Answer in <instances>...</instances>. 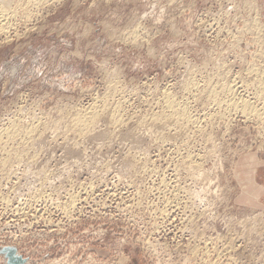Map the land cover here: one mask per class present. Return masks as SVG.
<instances>
[{
    "label": "rangeland",
    "instance_id": "374dc122",
    "mask_svg": "<svg viewBox=\"0 0 264 264\" xmlns=\"http://www.w3.org/2000/svg\"><path fill=\"white\" fill-rule=\"evenodd\" d=\"M9 2L0 264H264V0Z\"/></svg>",
    "mask_w": 264,
    "mask_h": 264
},
{
    "label": "bare ground",
    "instance_id": "6f19581e",
    "mask_svg": "<svg viewBox=\"0 0 264 264\" xmlns=\"http://www.w3.org/2000/svg\"><path fill=\"white\" fill-rule=\"evenodd\" d=\"M10 0H1V2H0V26L2 27V29L5 27V25H7V16L9 15V13L10 12H13V11H11L10 10V6H9V2ZM39 1V0H38ZM29 2V1H28ZM36 2V1H35ZM36 5V4H35ZM9 6V7H8ZM25 8V7H24ZM14 9V8H13ZM24 15H26V14H24ZM29 16V15H28ZM1 32V31H0ZM4 32V31H3ZM253 71H256V70H253ZM256 73H258V72H256ZM257 76H258V74H256ZM255 75V76H256ZM260 76H259V78H258V80H259V86H258V84H257V87H259V89H260V93H258V95L260 94V95H262V96H264V72L261 74H259ZM229 77V76H228ZM227 81V80H226ZM235 82V81H234ZM224 83V84H223ZM222 83V85L223 86H221L222 87V90L225 92L226 90L230 93L231 91L233 92V93H231L232 95L234 94L235 95V92L236 91H233V89H232V87H234V85H230L229 84V82H227V83H225V82H223ZM240 83V82H239ZM210 84V83H209ZM221 84V83H220ZM234 84H236V83H234ZM245 84V83H244ZM245 85H247V83L245 84ZM210 86V85H209ZM240 86V85H239ZM218 87V86H217ZM242 87V86H241ZM248 87V86H247ZM256 87V86H255ZM249 88V87H248ZM240 89V88H239ZM258 89V88H257ZM237 90V89H236ZM241 90V89H240ZM207 91V90H206ZM210 91V90H209ZM226 91V92H227ZM256 91V93H257V91L258 90H255ZM213 92H216V91H213ZM228 92H227V94H228ZM223 93V92H222ZM200 95V94H199ZM215 95H217L216 93H215ZM232 95H230V96H232ZM255 95V94H254ZM262 96H260V97H262ZM215 97V96H214ZM217 97V96H216ZM216 97L214 98V100L216 99ZM260 97H258V98H260ZM169 98V97H168ZM232 98V100L230 99V103H227V104H231V105H233L235 108L237 107V109L239 110V107H240V109L242 110V112H246L247 114H252V115H257V114H259V116L261 117V119L263 118V116H264V113L263 112H261L260 110H258L250 101H247V100H242V102H240V100L237 102V101H235V100H233V98H234V96H232L231 97ZM242 98V97H241ZM235 99H237V98H235ZM256 99H257V96H256ZM262 99V98H261ZM228 100V99H227ZM166 101H167V99H166ZM217 101H218V99H217ZM226 102V101H225ZM232 102V103H231ZM240 103V104H239ZM167 104V105H166ZM165 105H166V108L169 110H171V114H167V115H164V116H161V117H158V119L157 120H160V121H164V119H167V118H170L169 120H171L173 117H174V119L175 120H177L179 123H180V119H182V118H186V114H184V110H183V107H182V109L181 108H179L178 106H177V104H175V102L173 101V100H169L168 99V101H167V103H166ZM220 104V103H219ZM226 104V103H225ZM217 105V104H216ZM231 105H228V108L227 109H229V106H231ZM263 105V104H262ZM264 106V105H263ZM260 107V106H259ZM226 108V107H225ZM263 108V107H262ZM164 109V108H163ZM236 109V110H237ZM94 111H96V110H94ZM240 111V110H239ZM88 112H90V111H88ZM115 116V115H114ZM188 116V115H187ZM248 116V115H247ZM257 117V118H260V117ZM206 117V116H205ZM96 118H97V114H96V112L94 113V112H90V113H84V114H77V115H75L73 118H72V120H71V126H72V128L73 129H75V130H77V131H79V132H84L85 131V129H87L86 128V126H87V124L88 123H92V122H94V121H96ZM157 118V117H156ZM115 119V118H114ZM187 119V118H186ZM190 119V118H189ZM188 119V120H189ZM118 120V119H117ZM168 120V119H167ZM168 120V121H169ZM183 120V119H182ZM115 121V120H114ZM154 121H156V120H154ZM195 121H197V120H195ZM175 122V121H174ZM177 122V125H179V123ZM183 122V121H182ZM192 123V122H191ZM117 124H119V123H117ZM121 124V123H120ZM263 124V123H262ZM31 127V126H30ZM115 127V126H114ZM170 127V126H169ZM179 127V126H178ZM4 129V128H3ZM11 129V128H10ZM28 129V128H27ZM177 129V128H176ZM91 130V129H90ZM23 131V130H22ZM21 131V129H19V128H13V130H11V131H9L8 133H7V131H6V133H7V135H9L11 138H15V139H13V140H16V138L20 135V132H22ZM27 131V130H26ZM34 131V130H33ZM32 131V132H33ZM200 131V130H199ZM29 132V131H28ZM176 132V131H175ZM23 133V132H22ZM27 133V132H26ZM25 133V134H26ZM26 135H31V134H26ZM25 137H27V136H25ZM21 138H23V137H21ZM26 139V138H25ZM24 139V140H25ZM27 141H29L28 139H27ZM24 142H26V141H24ZM2 143V142H1ZM25 146V145H24ZM192 162V161H191ZM190 165V167H191V169H193V171L194 170H199V169H197L198 167H200L199 166V164H196L195 162L193 163H190L189 164ZM172 180V179H171ZM165 182V181H164ZM177 206V205H176ZM166 209V208H165ZM162 213V212H161ZM189 227V226H188ZM234 238V237H233ZM236 238V237H235ZM195 250V249H194ZM16 255L17 256H19L17 253H16ZM219 259V258H218ZM27 261V260H26ZM24 260H23V262H21V263H19V264H24ZM8 263H10V264H13V263H11L10 261L8 262Z\"/></svg>",
    "mask_w": 264,
    "mask_h": 264
},
{
    "label": "water",
    "instance_id": "95a60500",
    "mask_svg": "<svg viewBox=\"0 0 264 264\" xmlns=\"http://www.w3.org/2000/svg\"><path fill=\"white\" fill-rule=\"evenodd\" d=\"M4 251L6 252L7 256L9 257V260L11 263L19 264V263L23 262V259L20 256L16 255V249L15 248L9 247V248H6Z\"/></svg>",
    "mask_w": 264,
    "mask_h": 264
}]
</instances>
